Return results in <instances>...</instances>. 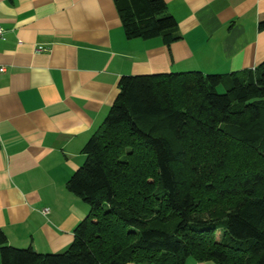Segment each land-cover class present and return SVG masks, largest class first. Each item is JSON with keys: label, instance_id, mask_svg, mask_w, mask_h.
<instances>
[{"label": "trees", "instance_id": "obj_1", "mask_svg": "<svg viewBox=\"0 0 264 264\" xmlns=\"http://www.w3.org/2000/svg\"><path fill=\"white\" fill-rule=\"evenodd\" d=\"M115 3L129 39L180 38L165 0ZM263 125L264 61L230 74L123 75L68 181L90 205L73 243L40 253L0 229L1 264H264Z\"/></svg>", "mask_w": 264, "mask_h": 264}, {"label": "crops", "instance_id": "obj_2", "mask_svg": "<svg viewBox=\"0 0 264 264\" xmlns=\"http://www.w3.org/2000/svg\"><path fill=\"white\" fill-rule=\"evenodd\" d=\"M165 2L179 23L170 44L129 39L115 0H0V229L10 245L62 253L73 243L90 205L68 181L123 75L230 74L264 61V0Z\"/></svg>", "mask_w": 264, "mask_h": 264}, {"label": "rangeland", "instance_id": "obj_3", "mask_svg": "<svg viewBox=\"0 0 264 264\" xmlns=\"http://www.w3.org/2000/svg\"><path fill=\"white\" fill-rule=\"evenodd\" d=\"M219 91H220V92H224V91H225L224 87H223V86L220 87ZM226 130H227L229 133H233L232 130H230V128H229V129H226ZM262 132L264 133V125H263V130H262ZM260 149L263 150V152H264V146H263V145L260 146ZM220 226H221V228H220V229L218 230V232H217V238H218V239H220V238L222 237L223 231H224V229H225L226 224L224 223V221H221V222H220Z\"/></svg>", "mask_w": 264, "mask_h": 264}, {"label": "built area", "instance_id": "obj_4", "mask_svg": "<svg viewBox=\"0 0 264 264\" xmlns=\"http://www.w3.org/2000/svg\"><path fill=\"white\" fill-rule=\"evenodd\" d=\"M4 35V29L0 26V37ZM6 71V67L0 66V73H3ZM47 212V210H45Z\"/></svg>", "mask_w": 264, "mask_h": 264}]
</instances>
